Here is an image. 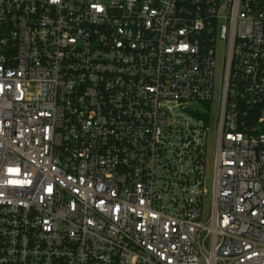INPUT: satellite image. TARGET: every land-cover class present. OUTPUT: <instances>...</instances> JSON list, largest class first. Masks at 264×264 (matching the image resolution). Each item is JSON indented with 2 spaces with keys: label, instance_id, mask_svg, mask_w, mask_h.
Segmentation results:
<instances>
[{
  "label": "built area",
  "instance_id": "built-area-1",
  "mask_svg": "<svg viewBox=\"0 0 264 264\" xmlns=\"http://www.w3.org/2000/svg\"><path fill=\"white\" fill-rule=\"evenodd\" d=\"M0 264H264V0H0Z\"/></svg>",
  "mask_w": 264,
  "mask_h": 264
},
{
  "label": "rangeland",
  "instance_id": "rangeland-1",
  "mask_svg": "<svg viewBox=\"0 0 264 264\" xmlns=\"http://www.w3.org/2000/svg\"><path fill=\"white\" fill-rule=\"evenodd\" d=\"M226 54V50L223 46H219L216 52V68H215V84H214V100L217 101L220 97L222 87H223V79L225 78V70H224V56ZM214 105H216L214 103ZM216 107L213 108V111H216ZM207 162H206V177L207 184L209 188H211L212 178H213V169H214V156L216 150V129L213 126L212 131L210 132L208 142H207ZM209 198V197H208ZM210 198L206 201V208L210 207Z\"/></svg>",
  "mask_w": 264,
  "mask_h": 264
}]
</instances>
